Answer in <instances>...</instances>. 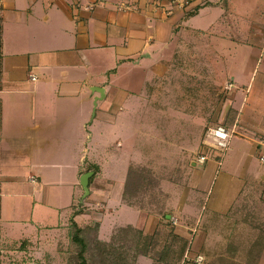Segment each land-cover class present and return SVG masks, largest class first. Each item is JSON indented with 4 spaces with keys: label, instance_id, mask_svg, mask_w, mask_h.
<instances>
[{
    "label": "rangeland",
    "instance_id": "rangeland-1",
    "mask_svg": "<svg viewBox=\"0 0 264 264\" xmlns=\"http://www.w3.org/2000/svg\"><path fill=\"white\" fill-rule=\"evenodd\" d=\"M249 4L246 7L251 8V14L240 9L242 14L237 19L232 21L228 15L223 23L215 22L222 29L219 36L196 31L177 36L167 67L159 76L144 65L136 70L137 74L117 77L112 80L114 84H109V91L122 89L117 98L123 101L121 110L112 115L110 131V125L96 121L100 125L96 137L101 143L96 160L102 162L99 177L108 179L100 183L110 191L121 184L127 167L135 171L142 185L130 201H125H134L132 204L141 206L144 212L119 206L116 212L99 213V237L107 240L106 248L112 247L111 264H264V179L247 185L225 213L208 210L204 189L210 180L202 181L199 190H194L192 181L193 169L200 173L210 161L216 168L211 176L218 171L238 175L241 168L229 146L220 149L204 140L208 127L235 126V140L250 135L252 126L259 125L264 130V0ZM197 19L191 22H199ZM102 81H107L105 75ZM104 126L107 131L102 130ZM118 154L121 156L115 159ZM200 154L207 156L203 163L197 162ZM5 159L0 147L1 195L2 176L7 171ZM17 160L9 159L8 172L25 176L27 161L21 159L16 164ZM109 169L114 172H106ZM80 176L77 179L74 175L73 182L62 181L58 186L45 185L40 190L43 195L39 203L32 198L20 201V211L4 204L1 197L0 236L6 238L0 243H5L10 252L0 258V264H69L66 255L75 254L76 248L65 229H51L46 236H55L54 239L32 244L25 254L23 246L13 243L19 245L18 239L31 240L40 235L37 223L55 225L58 210L67 206L73 196L81 199L75 203L76 208L93 200L92 195L85 197L81 192ZM88 186L89 191L91 182ZM164 214H170V218L165 219ZM150 215L157 217L158 223L153 231L144 233L139 227ZM31 217L33 224L25 223L28 226L20 235L18 224L21 226L23 219ZM60 218L64 221V214ZM179 226L186 245L174 233ZM89 246L90 255H94L97 251L92 243ZM181 252L186 257L179 259ZM61 253L66 259L61 258ZM97 261L87 264H99Z\"/></svg>",
    "mask_w": 264,
    "mask_h": 264
},
{
    "label": "crops",
    "instance_id": "crops-1",
    "mask_svg": "<svg viewBox=\"0 0 264 264\" xmlns=\"http://www.w3.org/2000/svg\"><path fill=\"white\" fill-rule=\"evenodd\" d=\"M252 1L0 0V147L7 170L2 176L4 190L0 204L4 197V204L20 211V201L32 198L34 203H39L45 185L58 186L59 182L72 181L74 175L78 179L91 171L88 185L91 182L92 189L89 188L85 197L92 195L94 199L79 204L81 212L74 217L79 225L91 220L97 222L100 239L102 217L98 218L99 213L109 210L113 213L119 206H129L143 214L141 208L122 198L128 167L121 184L111 187L110 191L100 183L106 177H99L102 162L96 161L101 144L96 137L100 127L96 121L110 125V131L114 122L112 115L121 110L123 101L117 98L122 89L109 91V84L117 77L137 74L136 70L143 69L144 65L159 76L167 67L177 36L191 31L219 36L222 29L215 22L223 23L228 15L232 21L237 19L242 14L240 9L251 14V8L247 9L246 5ZM194 18L199 22H191ZM31 75L35 76L34 80L30 79ZM95 88H101L103 93L99 94ZM102 130L107 131V127ZM249 131L250 135L236 140L233 135L227 145L240 161L238 175L218 171L211 176L216 169L214 161L208 162L200 173L193 169L194 190L200 189L202 181L210 180L204 190L212 213H225L247 185L264 179V164L258 159V140L264 136L261 134L264 130L255 125ZM118 156L121 154L114 158ZM12 157L27 161L25 176L13 170L8 172ZM46 181L50 183L45 184ZM79 200L73 196L67 206L58 210L55 225L37 223L41 236L18 239L21 244L14 242L13 246H23L25 254L32 244L54 239L55 236L47 237V232L63 230ZM62 214L64 221L60 220ZM165 218L169 219L170 214ZM28 221L34 222L31 217L23 219L21 226L18 224L20 235ZM157 223V217L146 216V222L139 228L149 233ZM174 233L186 239L180 226ZM5 238L6 235L0 236ZM5 246L0 243L3 259L10 252Z\"/></svg>",
    "mask_w": 264,
    "mask_h": 264
},
{
    "label": "trees",
    "instance_id": "trees-1",
    "mask_svg": "<svg viewBox=\"0 0 264 264\" xmlns=\"http://www.w3.org/2000/svg\"><path fill=\"white\" fill-rule=\"evenodd\" d=\"M188 15H193V14H188ZM135 171L129 170L127 171L126 174V180H125V186L122 194L123 200H129V198H132L135 193L137 187L141 186V177L137 175V173H133ZM134 202V201H133ZM132 202V203H133ZM129 203L130 205H134L137 207L135 204ZM81 205H79V208H76L74 210L68 219V222L64 229L66 230V233L69 235V240L72 244L75 245L76 252L75 254H68L67 261L69 264H87L88 261L94 262L98 259L99 264H111L112 262L109 259V254L111 255L110 249H112L111 245L110 248H106V243L107 241L100 240L97 236L98 232V223L94 221H88L83 224H78L75 220L74 217L75 215L79 214L81 212ZM78 207V205H77ZM137 208H142L141 206H138ZM164 214V218H165ZM166 219V218H165ZM130 228V227H129ZM91 241V242H90ZM186 240L184 241L183 244H185ZM93 244V249H95L94 255H90L91 247L89 246L90 244ZM186 245V244H185ZM89 246V247H88ZM183 251V249H182ZM64 253V252H63ZM141 254V253H140ZM146 254V253H145ZM145 254H142L145 256ZM65 254L61 253V258H64ZM183 256V253L181 252L180 258ZM118 258V257H117ZM71 260L73 262H71ZM121 262H124V259L121 260ZM122 264V263H119Z\"/></svg>",
    "mask_w": 264,
    "mask_h": 264
},
{
    "label": "built area",
    "instance_id": "built-area-1",
    "mask_svg": "<svg viewBox=\"0 0 264 264\" xmlns=\"http://www.w3.org/2000/svg\"><path fill=\"white\" fill-rule=\"evenodd\" d=\"M121 5L123 6V4H121ZM30 79L34 80L35 76L31 75ZM234 134H236L235 126H233L231 128H226L222 125H216V126H211V127L207 128L204 140H207V141L209 140V141L213 142L214 143V145L212 144L213 147L225 149L228 145L230 138ZM258 145H259V149H260L258 159L262 164H264V136L258 140ZM205 147H206L208 152L211 151V148H208L206 145H205ZM206 159H207V156L200 154L197 158V162L203 163L206 161Z\"/></svg>",
    "mask_w": 264,
    "mask_h": 264
},
{
    "label": "water",
    "instance_id": "water-1",
    "mask_svg": "<svg viewBox=\"0 0 264 264\" xmlns=\"http://www.w3.org/2000/svg\"><path fill=\"white\" fill-rule=\"evenodd\" d=\"M96 91H98L99 94H102L103 91L101 88H95ZM91 175V172H85L80 176V186L82 187L83 190V195L86 196L88 194V178Z\"/></svg>",
    "mask_w": 264,
    "mask_h": 264
}]
</instances>
